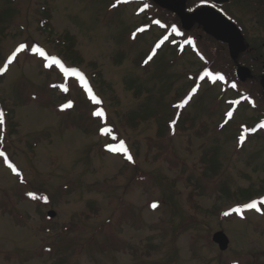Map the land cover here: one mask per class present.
Wrapping results in <instances>:
<instances>
[{"label": "rangeland", "instance_id": "obj_1", "mask_svg": "<svg viewBox=\"0 0 264 264\" xmlns=\"http://www.w3.org/2000/svg\"><path fill=\"white\" fill-rule=\"evenodd\" d=\"M139 7L125 0H0V68L21 43L31 46L16 53L0 83L8 105L0 148L7 144L14 161L0 162V202L12 201L0 211V264H264V200L243 206L264 198V133L249 132L264 106L244 100L235 107L238 93L222 73L193 86L189 75L203 64L172 36L165 39L156 11L149 18ZM46 15L51 30L39 25ZM63 33L74 36L84 63L55 43ZM98 110L104 115H93ZM120 141L132 160L109 150ZM120 200L134 217L115 228V247L107 228L95 230L112 215L119 222ZM240 206L239 216L221 218ZM49 210L56 216L48 220ZM188 217L194 223L176 236ZM219 230L230 240L223 252L213 243ZM90 236L93 243L79 252Z\"/></svg>", "mask_w": 264, "mask_h": 264}, {"label": "flooded vegetation", "instance_id": "obj_2", "mask_svg": "<svg viewBox=\"0 0 264 264\" xmlns=\"http://www.w3.org/2000/svg\"><path fill=\"white\" fill-rule=\"evenodd\" d=\"M139 4L143 6L146 4L147 9L162 12L160 15L162 18L165 16V22L175 26L177 35L174 36V43L178 46L181 40H185L186 49L203 64L199 68L200 71H219L223 75L233 73L238 76V69L246 68L251 77L245 81L239 79L240 83L250 84L252 88L250 95L256 99L260 97L264 101L262 85L264 80V0H184V11L190 16H194L199 11H212V13L222 15L236 27L240 33L241 49L235 58L232 56L230 44L207 33L200 21H194L190 29L185 30L177 12L163 7L154 0H141ZM198 18L202 19L199 16ZM204 21H212L210 14L204 17ZM210 51H213L215 56L225 57L227 55L231 60L229 67L231 71L228 72L221 64H211L208 57Z\"/></svg>", "mask_w": 264, "mask_h": 264}, {"label": "trees", "instance_id": "obj_3", "mask_svg": "<svg viewBox=\"0 0 264 264\" xmlns=\"http://www.w3.org/2000/svg\"><path fill=\"white\" fill-rule=\"evenodd\" d=\"M8 2L9 1H12V0H7ZM48 12V11H47ZM155 13H157V14H159L160 12H155ZM147 14H148V12H147ZM46 18H41L40 19V21H39V25H40V27L42 28V29H44V30H51V28H52V25H51V16H45ZM170 19V17L168 18V20ZM0 28H4L2 25H0ZM168 31L170 32V33H173V25H169L168 26ZM167 29V28H166ZM181 29V28H180ZM55 43L59 46V47H62V48H67L66 50H67V52L69 53V54H71V56H72V58H74L75 60H77L79 63H84L85 61H84V59H83V57L80 55L81 53L75 48V39H74V36L73 35H71V34H69V33H63V34H61V35H59L56 39H55ZM208 57H209V60H210V62H211V64H213V63H218V64H221L223 67H225L226 68V70L228 71V72H230L231 70L229 69V67H230V65H231V60L229 59V57L227 56V55H225V57H221V56H215V54L213 53V51H210L209 52V54H208ZM209 62V61H208ZM7 64V67L5 68V70L3 71V72H0V83L1 82H3L4 80H5V73H6V71H7V69L9 68V65H10V63L9 62H6L5 63V65ZM228 75H232V77H235V75L233 74V73H230V74H228ZM198 76H201V75H194V77L192 78L193 80H197V77ZM248 82H251V81H248ZM247 82V83H248ZM239 86H241V87H244V86H247V87H244L245 89H248V91L251 93L252 92V88H251V86H250V84L249 85H246V83L245 84H241L240 82H239ZM61 88V87H60ZM244 89V90H245ZM66 90H64L63 88H61L60 89V92H61V95L62 96H65L64 94L66 93L65 92ZM68 92V91H67ZM256 93V92H255ZM67 94V93H66ZM241 94V93H240ZM32 97H34V98H36V99H38L39 98V96H36L35 94H32L31 95ZM31 97V98H32ZM258 99L259 100H261L262 101V99H260V97H258ZM8 105H7V103L4 101V100H2L1 98H0V109L2 110V112H3V114L4 115H6V114H8V107H7ZM264 113V112H263ZM182 114H185V113H181V115L179 116V119H178V121L180 122L182 119H181V117H182ZM263 116H264V114H263ZM138 121H141V120H135V121H132V122H128L129 124H132V123H135V124H137L138 123ZM169 121H171V120H169ZM185 123H188L190 126L194 123V120H193V118H187L186 119V121H185ZM101 124V123H100ZM170 129H172V130H177V129H179V126L177 125V126H174V127H169ZM4 133H5V130L4 131H2V134L4 135ZM108 134H110V133H107V135ZM0 153H3L4 155H0V162H2V163H4L5 161H6V159H5V157L7 156L8 157V160L9 161H12V162H14L13 160H12V156L10 155V153H9V149H8V146H7V144H3L2 146H1V148H0ZM168 152L167 151H161L158 155H166ZM119 154V153H118ZM154 157H155V155H154ZM155 159H156V157H155ZM13 165H14V163H13ZM132 180H130V182H131ZM25 183V182H24ZM231 193V192H230ZM243 193V192H242ZM45 196H46V198H47V201H50V195L48 194V192H45ZM231 194H233V193H231ZM194 195L195 194H193V193H191V195H189V203H191V204H195L196 203V201H195V199H194ZM27 198V197H26ZM11 204L12 203V201L9 199V198H6V202H4V201H1L0 202V211H2L4 208H5V206L7 205V204ZM7 207V206H6ZM10 212H12V213H14L15 212V210L13 209V208H11L10 210H9ZM94 210H92L91 212L92 213H94L93 212ZM2 212H4V211H2ZM91 212H86V213H83V215L84 216H89V214H91ZM119 213H120V215L118 216V219H119V222L117 223V224H114V223H112V216L111 217H109L107 220H105V222H103V223H101V225L100 226H98V228H97V230H95V231H100L101 229H104V228H107L108 229V231H109V233L108 234H110V235H112V242H109L110 243V245L111 246H115V247H120L118 244V241L116 240V232H115V228L117 227V225H120V222L121 221H125V220H128L130 217H134V213L131 211V208H129L128 206H127V204L124 202V200H120V204H119ZM90 218V217H89ZM224 218V217H223ZM187 220L186 221H183V223L181 222V224L179 225V226H181V228H180V230L179 231H176L175 232V235L176 236H178V235H180L182 232H184V230H186L191 224H193L194 223V218H192V217H188V218H186ZM226 219H229V217H226ZM69 236L70 235H68V238H69ZM95 240V236H90V238L88 239V240H86L85 242L83 241V244H81L80 245V250H79V252L80 251H82L83 249H85L87 246H89V244L91 245L92 243H93V241ZM65 241H68V244H71L72 243V241L70 240V239H66ZM75 243H78V242H75ZM105 247V246H104ZM109 247V245H106V247L105 248H108ZM104 248V249H105ZM112 248H114V247H112Z\"/></svg>", "mask_w": 264, "mask_h": 264}, {"label": "water", "instance_id": "obj_4", "mask_svg": "<svg viewBox=\"0 0 264 264\" xmlns=\"http://www.w3.org/2000/svg\"><path fill=\"white\" fill-rule=\"evenodd\" d=\"M156 3L168 8L172 11L177 12L181 19L182 25L185 29H190L194 21H200L207 33L211 34L220 41H225L230 44L232 56L235 58L240 48V33L234 25L227 21L222 15L212 11H199L190 16L186 11H184V0H154ZM180 5V6H177ZM212 17V21H204V17L209 15ZM201 17L202 19L198 18ZM238 76L241 80H246L251 77L248 69L240 67L237 71ZM264 87V80L262 81ZM56 215L54 210L48 212V218L51 219ZM213 241L219 245L221 251H225L229 247L230 240L228 236L223 231H218L213 235Z\"/></svg>", "mask_w": 264, "mask_h": 264}, {"label": "snow or ice", "instance_id": "obj_5", "mask_svg": "<svg viewBox=\"0 0 264 264\" xmlns=\"http://www.w3.org/2000/svg\"><path fill=\"white\" fill-rule=\"evenodd\" d=\"M144 7L147 8L148 5L145 4ZM155 23H156V24H159L160 21H155ZM137 31H143V29H138ZM173 31H174V32L177 31V29L175 28V26H173ZM165 39H167V37H165ZM26 47H31V46H29V45H25V44L21 43V44L19 45V47L16 49V52H13V54H12L11 56L8 57V62L10 63V62L15 58L16 53L19 52V51H21V50H24ZM157 47H159V45H157ZM32 50H33L34 52L38 53L41 57H44L46 60H50L52 64H57V65H59V66L61 67V69H62L65 73H69V72H71V73H74V74L80 76V78L83 79V74H82V73H80V72H79L78 70H76V69H69V68L65 67V66L63 65V63H61V61H60L57 57L46 55L45 51H44L42 48H40V47H35V48H33ZM151 59H152V57L149 56L148 60H151ZM147 62H148V61H145V63H147ZM46 66H51V65H46ZM6 67H7V64L5 65V68H6ZM5 68H0V72H3V71L5 70ZM208 74H210V73H206V75H208ZM219 79H224V77H223V76H219ZM232 87L235 88L236 85L233 84ZM193 91H195V89H193ZM190 98H191V96H189L188 99H190ZM92 100L95 101V102H97V103H99V101L97 100V97H96L95 95H92ZM187 102H188V100L186 99V100L184 101V103L186 104ZM181 106H183V105H181ZM62 107H63V108L71 107V102H69V103H67V104H65V105H62ZM3 115H4L3 112L0 111V123H3V120H2ZM93 115H96V116H102V115H104V113H103V110H98V111L94 112ZM229 115H231V113H229ZM260 126H261V127H264V125H260ZM254 130H255V129H253V131H254ZM100 131H101L102 133H104V132H109L110 129H108V128H101ZM241 139H243V137H241ZM108 148H109V150H111V151H121V152H123V153L127 156V158H128L129 160H132V156L129 154L128 149L126 148V146H125V142H124V141H120V143H119L118 146H114V145H111V144H110V145H108ZM0 155H4V154H3V153H0ZM9 166L12 168L13 171H17L14 165H11V164H10ZM29 195H33V194H32V193H29ZM45 199H46V198H45ZM152 207H153V208L157 207V204H156V203H153V204H152ZM244 207H245V208H256V207H257V202H256V201H253V202H251V203H249V204H245ZM235 211H239V209L237 208V209H235ZM224 215L227 216L228 213L225 212Z\"/></svg>", "mask_w": 264, "mask_h": 264}]
</instances>
